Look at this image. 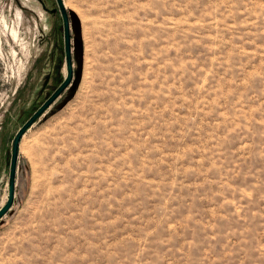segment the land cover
I'll return each mask as SVG.
<instances>
[{
	"label": "rangeland",
	"instance_id": "374dc122",
	"mask_svg": "<svg viewBox=\"0 0 264 264\" xmlns=\"http://www.w3.org/2000/svg\"><path fill=\"white\" fill-rule=\"evenodd\" d=\"M63 3L0 0V264H264V0Z\"/></svg>",
	"mask_w": 264,
	"mask_h": 264
},
{
	"label": "water",
	"instance_id": "95a60500",
	"mask_svg": "<svg viewBox=\"0 0 264 264\" xmlns=\"http://www.w3.org/2000/svg\"><path fill=\"white\" fill-rule=\"evenodd\" d=\"M59 7L63 13L64 17V23H65V33H66V48L68 52V57L70 59V42H71V37H70V24H69V19H68V14L65 10L63 0H57ZM70 61V60H69ZM73 77V69H72V64L70 62V76L68 80L60 87V89L47 101L46 104L36 113V115L24 126V128L19 132L15 139L14 143V150H13V160H12V173H11V179H12V184L14 182V177H15V172H16V160L18 156V148L20 144L21 137L23 134L27 131V129L35 122L36 119L40 117V115L63 93V91L70 85ZM12 199V197H11ZM11 206V201L8 204V207L0 213V219L7 213Z\"/></svg>",
	"mask_w": 264,
	"mask_h": 264
}]
</instances>
